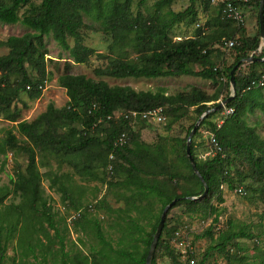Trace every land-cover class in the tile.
I'll use <instances>...</instances> for the list:
<instances>
[{
  "label": "trees",
  "instance_id": "1",
  "mask_svg": "<svg viewBox=\"0 0 264 264\" xmlns=\"http://www.w3.org/2000/svg\"><path fill=\"white\" fill-rule=\"evenodd\" d=\"M144 1L134 4L132 0H40L38 3L0 0V23H20L29 29L0 40V46L8 48L6 54L0 55V115L14 123L16 132L23 137H17L14 126L6 129L0 137V160L2 156L7 157L8 151H21L27 159L24 170L16 171V177L11 179L13 187L0 186V264H146L161 212L173 199L177 200L167 212L151 264L165 258L172 264H189L191 258L195 264H204L214 253L223 255L227 264H264V207L257 233L247 224L234 229L230 220L225 227H216L223 211L219 204L224 201V187L228 190L242 187L240 195L246 201L256 200L264 206V139L245 120L246 114L255 108L264 110L261 100L264 86L256 85L264 74V60L242 61L250 55L264 57L258 13L257 33L244 34L245 16L250 9H258L259 0L241 4L245 9L243 25L238 26L213 7L214 15L205 21L210 34L198 27L196 34L179 39L169 36L172 27L182 21L193 25L200 17L195 2L199 1L203 10H207L211 7L209 0H190L182 11L163 10L176 0H156L154 12L147 15L143 12ZM215 29L220 32L219 39L212 33ZM90 31L101 32L109 38L106 53H98L85 44ZM45 36H51L67 50L75 63H87L93 55L107 59L105 66L95 68L98 76L189 75L210 79L217 86L212 94L195 85L175 93H168L165 87L136 91L127 85L110 86L104 80H94L84 74L65 73L57 79L59 86L66 90L65 105L56 107L50 102L32 120L21 119L18 104L27 106L23 95L30 99L39 97L43 89L38 85L45 86L50 79ZM222 38L232 39L233 46L227 48ZM226 48L234 49L232 60L225 54L222 57L217 54V49L223 52ZM234 66L235 93L231 96L230 76ZM30 70L36 75L30 74ZM221 101H226L224 106H219ZM155 107H162L165 116L164 121L155 123H162L168 134L179 130L177 135L154 131L157 140L149 142L141 138V130L148 133L155 123L144 121L135 125L134 119L114 115L119 110L141 112ZM212 108L216 109L200 120L190 139V152L208 192L200 199L186 198L200 195L204 188L189 162L187 137L200 116ZM225 108L233 111L226 115ZM122 134L126 135L124 143L119 142ZM211 136L220 150L200 156L215 149ZM36 149L55 155L59 163L68 164L88 180H99L109 188H116L112 193L123 206L113 207L105 197L98 199L95 188L91 192L95 202L87 203L91 209L85 206L80 211L81 200L76 201L70 184L67 187L62 180L69 176L62 178L54 174L50 180L77 213L74 228L95 241L96 245H90L89 254L80 250L71 254L65 250L68 230L65 217H58L43 195ZM10 190L19 196L18 203L5 202ZM181 205L190 218L201 217L204 221L211 217L208 226L193 234L191 241L194 244L198 239H209L199 260L195 251L189 253L186 261L182 260L175 245L183 234H176L180 229L168 214ZM97 210L112 216L108 228L117 233V244L93 213ZM244 238H256L253 249L258 255L254 259L248 258L244 253L246 248L238 242ZM55 239L60 247L52 245ZM12 242L15 244L11 257L7 250ZM230 245H235L237 250L230 251Z\"/></svg>",
  "mask_w": 264,
  "mask_h": 264
},
{
  "label": "rangeland",
  "instance_id": "2",
  "mask_svg": "<svg viewBox=\"0 0 264 264\" xmlns=\"http://www.w3.org/2000/svg\"><path fill=\"white\" fill-rule=\"evenodd\" d=\"M38 3L40 0H34ZM138 0H132L135 4ZM156 0H145L144 1V12L145 15L147 13H153L155 10L154 4ZM190 4V0H176L169 7L163 8V10H173V11H182ZM196 7L198 8L197 12L200 17L197 18L196 22L192 25H187L184 21L181 23H176L172 29L169 31V36L172 38L179 39L184 37H189L196 32H198V27L205 29L207 31V35L210 34L207 26L205 25V19L202 15V10L204 9L199 1L195 2ZM132 9L134 7L132 6ZM247 10V9H246ZM23 12V9L20 10V13ZM247 13V12H246ZM258 13V9L254 8L250 9V13H247L249 16L253 18V21L250 23L248 19V15L245 16V32L246 35H254L257 33V19L256 15ZM210 14V13H208ZM85 21L90 22L89 19L85 18ZM29 31V29L20 23L15 24H3L0 23V40H5L10 35H21L24 32ZM214 35L219 37V30L215 29L212 31ZM44 42L47 47V63L46 69L49 71L50 79L45 83V88L42 91L41 95L37 98H27L26 94L23 95V98L26 100V107H23L21 103L18 104L20 110V118L25 120H32L39 113L46 109L47 104L50 102L53 103L56 107H62L68 100L66 95L65 88L59 86L57 79L61 74L70 73V74H84L87 77L94 80H104L110 86L119 85V86H130L136 91L141 90H151L155 91L159 87H165L168 93H175L185 89L189 86L195 85L200 87L207 93L212 94L217 84H214L210 79H203L201 77L189 76V75H180V76H160V77H124V78H116L111 76H98L95 74L94 70L97 67H103L107 64L108 60L103 58H97L95 55L91 56L87 63H75L70 57L67 50L62 49L59 45H57L51 38V36H45ZM109 43V38L106 37L101 32L90 31L88 32L85 38V44L90 47L95 48L98 53H106L107 45ZM227 49V48H226ZM217 49V54L222 57L223 54L229 59L232 60V57L235 53L234 49L227 50ZM8 48L6 46H0V55L6 54ZM215 54V52H214ZM243 61V60H242ZM246 62V61H244ZM30 74L36 75L33 70H30ZM232 91V89L230 88ZM231 95V93H230ZM262 101H264V88L262 89ZM225 102V101H222ZM122 111V110H120ZM119 113V112H118ZM224 113V111H223ZM245 120L248 125L253 126L256 133L259 134L261 138L264 139V110L260 108H255L252 113H247L245 116ZM147 121L152 123V121L145 120L142 117H137L135 119V125H139L141 122ZM197 122V121H196ZM155 123V122H153ZM151 125V124H150ZM14 126L13 132L17 135L19 139H23L16 132L15 124L8 122L0 115V137L5 135V130ZM77 127L78 125L75 124ZM144 131L141 130V138L149 142H155L157 140V135L154 131L159 134H168L163 130V124H152L150 129ZM179 130H172L168 135L175 136L177 135ZM179 135H182L180 133ZM36 160L39 171L42 173L41 180V188L43 190V195L48 199V202L52 205L53 210L57 212V216L65 217V222L68 230L66 231V239H65V250H69L72 253L80 250L84 254L90 253V245L95 244V241L90 238L89 235L83 234L81 231L76 230L73 226V220L78 216L75 210L72 208L71 202L67 199L64 194L57 190V187L51 185V178L54 177V174L61 175L62 178L69 176L66 180L63 178L62 180L67 185L70 184V188H72V195L77 200H81L82 208L84 210L85 206L88 207L87 203L89 201H93L91 192L94 189H97L96 195L97 198L100 199L105 197L109 204L113 207L123 206L122 201H117L113 191L116 188H109L107 184H102L99 180H88L78 174H76L72 167L68 164L58 162V158L55 155L48 154L46 151H42L36 149ZM202 151V150H201ZM200 151V153H201ZM208 151V150H207ZM207 152L201 153L200 156H204ZM209 153V151H208ZM211 154L213 151L210 152ZM27 163L26 154L17 151L11 152L8 151L7 157H1L0 166L2 167L0 170V186H7L8 188H12L13 184L11 179L16 177V171L24 170ZM49 175V177L47 176ZM71 175V176H70ZM68 187V186H67ZM11 192L7 196L5 202L8 204L10 202L18 203L20 198L15 193ZM80 191L82 192L80 195ZM75 194V195H74ZM256 201V200H255ZM249 202L246 201L243 196H241L235 190H228L224 187V201L221 205L223 211L221 215L218 217L219 223L216 225L219 228L221 225L225 227L227 221H231L234 229H237L240 225L247 224L252 232H258L259 226V218L261 216V211L263 209V204L261 202ZM95 200L91 203H94ZM88 209H91L88 207ZM183 205L174 207L168 214L169 217H172V220L176 221L175 224L180 229L181 233L187 234L190 240H193V234L201 232L208 224L211 222V217L206 218L203 221L201 217H192L190 218L184 211ZM93 213L102 220V226L105 230L106 234H111L113 238V243H118V238L116 237V232H112L108 228L109 222L113 219L112 216L106 215L103 210L93 211ZM92 213V214H93ZM93 214V215H94ZM180 217V218H179ZM205 222V223H203ZM264 222V221H263ZM63 225V222H61ZM50 233L53 235L52 229ZM256 238L253 239H238V242L241 247L246 248L244 251L245 254L248 255L249 259H254L258 253L253 249ZM209 239L201 238L195 241L193 245V249L197 255L198 260L203 254V251L208 246ZM15 242H12L7 250V255L13 256V246ZM54 248L60 247L58 240L52 243ZM230 251L235 252L237 250L235 245H230L228 247ZM242 254V253H240ZM29 262H33L32 258H29ZM10 263V261H8ZM35 263V262H34ZM36 264V263H35ZM158 264H172L169 258L161 259L158 261ZM204 264H227L226 258L219 254L214 253L211 255Z\"/></svg>",
  "mask_w": 264,
  "mask_h": 264
},
{
  "label": "built area",
  "instance_id": "3",
  "mask_svg": "<svg viewBox=\"0 0 264 264\" xmlns=\"http://www.w3.org/2000/svg\"><path fill=\"white\" fill-rule=\"evenodd\" d=\"M250 0H210V3L214 6H216L217 8L220 9L221 14L223 16L232 18L236 24L238 26L243 25L244 24V16H243V12H242V8H241V4L243 3H247ZM221 41L224 43L225 46H227V48H231L233 46L234 41L232 39L229 40H223V38L221 39ZM257 86H264V74L261 76V78L259 79V81L256 84ZM27 88H29V86H26ZM39 88L43 89L45 88V86L43 85H38ZM249 88V87H248ZM233 111L232 108H225L224 113L227 115L229 113H231ZM119 112V113H118ZM115 117H123L125 119H136L137 117H142L145 120H150L152 122H162L165 120V116L163 114V108L162 107H155L146 111H137V110H131L128 113H124L122 111H117L114 112ZM126 139V135L122 134L119 142L124 143ZM211 141L214 145V150L213 153H215L216 151L220 150V146L218 145V143L215 141V139L213 138V136H211ZM210 154V152L206 153L205 155ZM204 155V156H205ZM203 156V157H204ZM236 192H238L239 194H243V188L242 187H238L236 189H234ZM205 223V222H203ZM178 232L181 233L180 230L177 231L176 234H178ZM183 234V233H182ZM176 247L179 249V252L181 254V259L186 261V259L188 258L189 253H193L194 249H193V245L191 243L190 238L188 237L187 234H183L182 238H178L177 241L175 242ZM189 264H195V260L193 258L188 260Z\"/></svg>",
  "mask_w": 264,
  "mask_h": 264
},
{
  "label": "water",
  "instance_id": "4",
  "mask_svg": "<svg viewBox=\"0 0 264 264\" xmlns=\"http://www.w3.org/2000/svg\"><path fill=\"white\" fill-rule=\"evenodd\" d=\"M263 5H264V0H259L258 19H259V32H260V37H261L262 42L264 41V14H263ZM254 60H264V57L259 58V57H255V56L251 55L250 57H248L246 59H243V61H254ZM234 69H235V66L231 70V76H230V88L232 89L231 96H233L234 93H235V85H234L235 84V81H234V75H233ZM225 102H222L221 101L220 104H219V106H223L225 104ZM214 109H216V108H212V109L206 110L200 116V118L197 120V122L195 123V125L193 126V128L191 129V131H190V133H189V135L187 137V141H186V153H187L189 162H190V164H191V166L193 168V171L200 178V180H201L204 188H203V192L200 195H198V196H189V197H186V198H190V199H200V198L204 197L207 194V192H208V186H207L206 182L204 181V179L202 178V176L200 175L199 171L196 169L193 156H192V154L190 152V139H191V136L193 135L194 131L196 130V128H197L200 120L206 114H208L210 111H213ZM176 200L177 199H173L171 202H169L168 204H166L164 206L162 212H161L159 222H158V224L156 226V230H155V232L153 234V237H152V240H151V243H150L148 252H147L146 264H151V258H152L154 249L156 247L157 241L159 239L160 233L162 231V228H163V225H164V222H165V219H166L167 212L171 208V206L176 202Z\"/></svg>",
  "mask_w": 264,
  "mask_h": 264
},
{
  "label": "crops",
  "instance_id": "5",
  "mask_svg": "<svg viewBox=\"0 0 264 264\" xmlns=\"http://www.w3.org/2000/svg\"><path fill=\"white\" fill-rule=\"evenodd\" d=\"M202 11H204V12H202V15L204 16V19L206 20V19L211 18V17H210L211 14H213V12H215L216 9L213 8V6H211V7H209L207 10H202ZM208 13H210V14H208ZM213 15H214V14H213ZM249 21H250V23H251V22L253 21V19L250 17ZM21 119H22V118H21ZM28 121H29V120H28Z\"/></svg>",
  "mask_w": 264,
  "mask_h": 264
},
{
  "label": "clouds",
  "instance_id": "6",
  "mask_svg": "<svg viewBox=\"0 0 264 264\" xmlns=\"http://www.w3.org/2000/svg\"><path fill=\"white\" fill-rule=\"evenodd\" d=\"M209 2H210V0H209ZM210 5L211 6H213V7H215V8H217L216 6H214V5H212L211 3H210ZM219 9V8H218ZM245 11V9H242V12H244ZM262 45H264V41L262 42ZM251 56V55H250ZM231 93H232V91H231ZM224 106V105H223Z\"/></svg>",
  "mask_w": 264,
  "mask_h": 264
}]
</instances>
